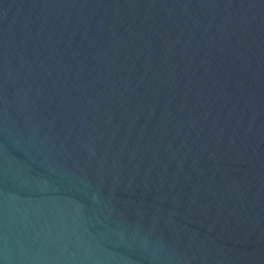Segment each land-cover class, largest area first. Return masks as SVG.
Returning <instances> with one entry per match:
<instances>
[{"label":"water","instance_id":"95a60500","mask_svg":"<svg viewBox=\"0 0 264 264\" xmlns=\"http://www.w3.org/2000/svg\"><path fill=\"white\" fill-rule=\"evenodd\" d=\"M0 264H264V0H0Z\"/></svg>","mask_w":264,"mask_h":264}]
</instances>
